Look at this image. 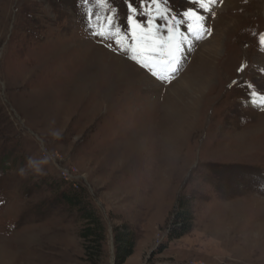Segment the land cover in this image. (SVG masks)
Here are the masks:
<instances>
[{
  "label": "rangeland",
  "instance_id": "rangeland-1",
  "mask_svg": "<svg viewBox=\"0 0 264 264\" xmlns=\"http://www.w3.org/2000/svg\"><path fill=\"white\" fill-rule=\"evenodd\" d=\"M128 4L0 0V264H85L63 197L81 189L107 229L101 264L122 224L137 236L124 264H264V0L198 9L209 31L188 34L175 75L154 70L164 81L123 50L145 42ZM109 6L119 46L93 35ZM183 203L192 225L170 240Z\"/></svg>",
  "mask_w": 264,
  "mask_h": 264
},
{
  "label": "snow or ice",
  "instance_id": "snow-or-ice-1",
  "mask_svg": "<svg viewBox=\"0 0 264 264\" xmlns=\"http://www.w3.org/2000/svg\"><path fill=\"white\" fill-rule=\"evenodd\" d=\"M97 4L111 5V0H95ZM193 7L187 8L183 13H176L170 6V0H129L128 8L130 13L127 20L130 26H135L139 30V39L145 41L144 43H137L136 47L131 44L125 49V52L134 53L133 58L145 68L152 72L153 75H157V71L162 70L164 72H170L175 75L179 71L177 66L179 60L176 53L180 50V47L184 44L190 33L195 39L201 38L202 32H208L209 29L204 27L210 16L203 15L198 9H202L203 12H208L210 15H214L210 5L216 4L218 0H189ZM147 6L151 11H154L156 15L151 16L150 12L144 11ZM154 6V7H153ZM109 15L100 17L95 15L96 28L93 30V35L114 42L117 46L120 45L119 36H128V32L120 28L118 21L114 15H111L115 10L109 6L107 9ZM135 17L143 16V20H139ZM179 17V19H178ZM197 19L200 22V26L194 27L191 20ZM154 21H163V24L154 23ZM91 26V20L89 21ZM106 25L107 27H102ZM180 27H184L183 32H179V42L174 40L173 33L177 32ZM98 29V30H97ZM158 34H165V39H157ZM132 40H136L135 33L130 37ZM261 43L264 44V38ZM112 48V43L107 45ZM157 78L164 81L166 77L164 75H157ZM250 87H252L250 85ZM252 95L259 96L260 102L264 105V93L253 92ZM256 103V100L252 101Z\"/></svg>",
  "mask_w": 264,
  "mask_h": 264
},
{
  "label": "trees",
  "instance_id": "trees-1",
  "mask_svg": "<svg viewBox=\"0 0 264 264\" xmlns=\"http://www.w3.org/2000/svg\"><path fill=\"white\" fill-rule=\"evenodd\" d=\"M63 197L69 205L79 209L81 217L84 220L79 236L83 241L85 264H101L105 254L104 245L107 238L104 220L90 205L83 189L65 192ZM181 209L182 211L176 216L173 229L170 231V240L182 236L192 225L193 216L189 206L183 203ZM113 234L116 249V264H124L134 253L137 236L127 224L115 226Z\"/></svg>",
  "mask_w": 264,
  "mask_h": 264
},
{
  "label": "bare ground",
  "instance_id": "bare-ground-1",
  "mask_svg": "<svg viewBox=\"0 0 264 264\" xmlns=\"http://www.w3.org/2000/svg\"><path fill=\"white\" fill-rule=\"evenodd\" d=\"M209 48H211L210 53L212 52L213 54H216V52H217L216 50H218V48L215 46V44L210 45ZM212 53H211V54H212ZM139 70H141V69H139ZM128 72H129V73H128ZM129 74H130V71L126 69V72L123 74L124 78L127 79V77L129 76ZM131 78H132V77H131ZM136 78H137V77H136ZM127 80H128V79H127ZM210 81H211V77H208V79L205 80V83H210ZM174 82H175V81H174ZM187 86H189V85H187ZM184 88H185V87H184Z\"/></svg>",
  "mask_w": 264,
  "mask_h": 264
},
{
  "label": "built area",
  "instance_id": "built-area-1",
  "mask_svg": "<svg viewBox=\"0 0 264 264\" xmlns=\"http://www.w3.org/2000/svg\"><path fill=\"white\" fill-rule=\"evenodd\" d=\"M66 181H68V179H65ZM69 184L73 185L74 187H77L76 181H68ZM78 183V182H77ZM80 183V182H79Z\"/></svg>",
  "mask_w": 264,
  "mask_h": 264
}]
</instances>
